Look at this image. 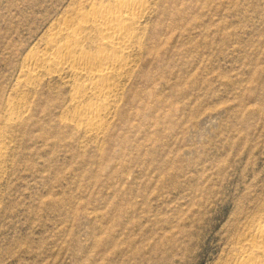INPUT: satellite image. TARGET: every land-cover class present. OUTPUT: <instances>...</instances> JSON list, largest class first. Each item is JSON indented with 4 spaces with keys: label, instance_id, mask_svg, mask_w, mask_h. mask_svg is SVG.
Listing matches in <instances>:
<instances>
[{
    "label": "rangeland",
    "instance_id": "374dc122",
    "mask_svg": "<svg viewBox=\"0 0 264 264\" xmlns=\"http://www.w3.org/2000/svg\"><path fill=\"white\" fill-rule=\"evenodd\" d=\"M149 1L147 50L95 138L60 76L19 85L76 0H0V264H221L264 215V0Z\"/></svg>",
    "mask_w": 264,
    "mask_h": 264
},
{
    "label": "bare ground",
    "instance_id": "6f19581e",
    "mask_svg": "<svg viewBox=\"0 0 264 264\" xmlns=\"http://www.w3.org/2000/svg\"><path fill=\"white\" fill-rule=\"evenodd\" d=\"M152 9L149 0H76L53 22L43 48L29 51L19 85L31 88L48 75L60 76L69 89L72 126L101 137L147 50L146 20ZM15 105H8L6 127L20 118ZM8 139L0 126V186ZM234 236L221 264H264V215Z\"/></svg>",
    "mask_w": 264,
    "mask_h": 264
}]
</instances>
